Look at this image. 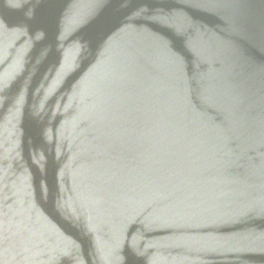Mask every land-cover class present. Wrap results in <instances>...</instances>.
<instances>
[{
	"label": "water",
	"instance_id": "water-1",
	"mask_svg": "<svg viewBox=\"0 0 264 264\" xmlns=\"http://www.w3.org/2000/svg\"><path fill=\"white\" fill-rule=\"evenodd\" d=\"M0 264H264V0H0Z\"/></svg>",
	"mask_w": 264,
	"mask_h": 264
}]
</instances>
